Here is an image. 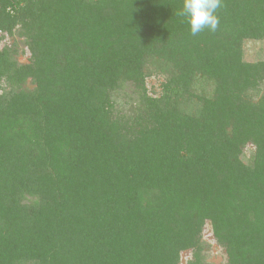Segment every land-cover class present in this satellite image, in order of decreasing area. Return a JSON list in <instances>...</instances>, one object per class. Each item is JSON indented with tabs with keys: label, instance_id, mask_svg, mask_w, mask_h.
Listing matches in <instances>:
<instances>
[{
	"label": "trees",
	"instance_id": "trees-1",
	"mask_svg": "<svg viewBox=\"0 0 264 264\" xmlns=\"http://www.w3.org/2000/svg\"><path fill=\"white\" fill-rule=\"evenodd\" d=\"M221 4L0 0V264H264V0Z\"/></svg>",
	"mask_w": 264,
	"mask_h": 264
},
{
	"label": "rangeland",
	"instance_id": "rangeland-1",
	"mask_svg": "<svg viewBox=\"0 0 264 264\" xmlns=\"http://www.w3.org/2000/svg\"><path fill=\"white\" fill-rule=\"evenodd\" d=\"M7 43L10 47L12 45L17 46L18 56L17 60L19 62H26V59L29 57V52L24 47L23 41L25 40V35L23 37H18L17 35H13L11 38H7ZM14 43V44H13ZM263 42L261 41H254V40H247L243 43V60L246 62H256L263 58ZM23 50V52H22ZM22 52V53H20ZM20 53V54H19ZM163 81L162 77H151L146 79V88L149 92L148 94H152L153 96H158L160 93V84ZM205 89L208 91L210 90V85L206 84L204 86ZM24 89L31 90L32 84L29 82L25 84ZM250 150V149H249ZM251 152L246 151L245 155L243 156V161L247 162ZM202 235V252H201V263L202 264H226V255L224 250L216 244L213 240V236L211 233V228L209 224H206L203 229ZM191 259V252L186 251L183 252L180 256V264H187Z\"/></svg>",
	"mask_w": 264,
	"mask_h": 264
},
{
	"label": "clouds",
	"instance_id": "clouds-1",
	"mask_svg": "<svg viewBox=\"0 0 264 264\" xmlns=\"http://www.w3.org/2000/svg\"><path fill=\"white\" fill-rule=\"evenodd\" d=\"M222 7L221 0H183L182 10L176 14L186 19L193 36L205 29L215 32L219 26L217 10Z\"/></svg>",
	"mask_w": 264,
	"mask_h": 264
}]
</instances>
